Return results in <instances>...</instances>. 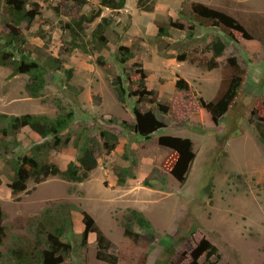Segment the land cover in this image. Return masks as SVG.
I'll use <instances>...</instances> for the list:
<instances>
[{"label": "rangeland", "instance_id": "374dc122", "mask_svg": "<svg viewBox=\"0 0 264 264\" xmlns=\"http://www.w3.org/2000/svg\"><path fill=\"white\" fill-rule=\"evenodd\" d=\"M35 1L41 4L42 14L30 31L21 29L28 33L26 51L46 66L48 81L40 97H31L25 89L29 75L11 77L10 67L0 65V112L56 117L61 111H73L62 136V142L67 137L70 142L47 151V158L63 169L91 137L102 145V130L115 132L119 141L110 153L97 148L98 165L86 180L72 182L59 176L40 183L31 180L26 191L13 194L8 186L13 175L8 159L33 153L42 141L27 128L18 134L21 143L10 144L8 159L0 158V225L5 226L0 264H18L17 252L12 251L23 247L29 253L35 241L32 217L61 203L71 210L73 223L62 240L71 243L72 251L57 264H188L192 249L203 238L219 249L221 258H211L215 264H264V0H146L150 10L139 0H126L123 8L103 7L101 16L85 22L86 35L77 48L65 23L100 0H87L79 11L73 1ZM196 2L232 15L251 37L199 25L192 12ZM1 5L0 33L4 0ZM102 17L110 20L107 45L97 49L89 39ZM183 19L196 23L192 32L171 27L167 35L159 34V25ZM122 46L132 52L124 64L116 57ZM99 56L106 67L98 62ZM53 58L61 60L62 68H55ZM232 58L242 70L243 84L234 104L215 122L201 100L212 101L225 90L237 72ZM139 60L157 99L139 106L154 110L165 123L149 138L132 127L138 98L122 103L112 85L121 76L126 88L134 89ZM212 62L217 63L214 68L208 66ZM65 69H71V74ZM181 77L188 81V90L176 87ZM158 101L168 106L166 113ZM161 135L188 137L193 142L195 157L184 184L163 168L173 149L159 144ZM120 172L126 177L124 185L118 184ZM130 208L142 211L152 225H132L140 234L138 240L124 233ZM84 212L112 242L107 252L116 256V263L97 257L95 232L83 240ZM199 261L207 264L205 255Z\"/></svg>", "mask_w": 264, "mask_h": 264}, {"label": "trees", "instance_id": "16d2710c", "mask_svg": "<svg viewBox=\"0 0 264 264\" xmlns=\"http://www.w3.org/2000/svg\"><path fill=\"white\" fill-rule=\"evenodd\" d=\"M73 1L78 11L86 4L87 0H66ZM2 0H0V15L2 14ZM5 2V20L0 33V65L10 67V76L17 74L29 75L25 89L31 97L38 98L42 95L48 77V69L38 60L30 57L26 51L28 42V33H24L21 29L24 26L28 31L31 30L34 23L42 14V7L35 0H4ZM146 0H139L138 4L147 9ZM126 0H100L99 5H92L91 10L87 13L77 15L71 22L65 23V28L69 29L73 39L71 44L73 47H82L78 40H83L85 32V22L91 23L97 17L101 16L102 8L109 7L111 9L123 8ZM57 8V7H56ZM192 12L196 17L195 22L203 26H218L224 31L232 32L233 30L243 34L244 37L250 38L245 26L235 17L222 10L213 8L204 3L196 2L192 5ZM107 17H102V20L96 25L92 31L91 42L97 44V49L107 45V37L105 34L106 27L109 24ZM195 22H190L187 19L170 21L168 25H159V34L167 35L171 27L177 30L195 29ZM190 32V33H191ZM84 51L86 47L84 46ZM123 50V51H122ZM185 56L184 54L181 57ZM117 60L124 64L131 57L132 52L129 47L122 46L117 53ZM56 69L62 68L61 60L53 58ZM98 62L106 67V64L101 56L98 57ZM232 64L236 69V73L230 78L225 90L212 101L201 100L202 106L208 110L212 119L218 122L220 118L229 110L237 99L243 84L242 70L236 62L235 58L231 59ZM216 62L208 65L210 68L216 66ZM136 72L139 75L136 87L128 90L121 76H117L113 81V89L117 99L126 103L129 97H137V104L134 106V114L136 121L132 125L133 130L147 138L152 136L157 130L163 128L165 123L158 118L154 110H142L139 104L143 101L157 102L155 91L147 85V74L142 60L137 61ZM69 75L71 69H65ZM176 87L179 89H189L190 85L184 78H179L176 81ZM161 112H167L168 106L158 101ZM258 109V107H256ZM64 110V109H63ZM73 119V111H61L56 117H50L47 114L25 113L21 115H10L0 112V158L7 157L11 152L10 144L19 145L21 142L18 139V134L25 128L36 133L42 141L36 143L33 147V153L16 154L8 159L11 165L13 175L8 183L13 194L26 191L29 181L40 183L52 176H59L65 180L72 182H82L86 180L90 173L98 165V157L96 154L97 148L103 147L107 153L112 152L119 141V136L110 130H102L100 133L103 139L102 145L96 137L90 138V143L81 148V153L63 169L55 162L47 158V151L56 148L62 143H69L70 137H67L62 142L63 131L68 128ZM264 133V132H263ZM264 137V134H263ZM159 144L173 149V153L165 158L162 162L163 168L173 175L180 183L184 184L187 181L188 174L195 157L193 151V142L188 137L161 135ZM126 177L123 172L118 175V184L124 185ZM2 179L0 178V185ZM145 185L148 181L144 180ZM32 225L36 226L35 241L29 250L25 252L23 247L14 249L12 252H17L18 264H57L64 260L72 251V245L69 242L62 240L69 227L72 226V215L69 205L61 203L56 208H46L40 215L32 217ZM85 227L82 232L83 240L86 241L89 233L97 234L98 252L97 257L101 260H107L116 263V256L107 252L112 245V242L97 226L91 214L84 212L83 218ZM137 223L143 228H151V222L144 213L138 209L130 208L129 213L123 221L124 233L127 237L138 240L140 234L135 231L133 224ZM5 226L0 225V240L5 234ZM3 233V234H2ZM38 251V252H36ZM4 254L0 250V257ZM205 255L207 264H215L211 258L216 256L221 258L218 247L209 239L203 238L191 251V261L188 264H201L199 259ZM175 264H182L178 261Z\"/></svg>", "mask_w": 264, "mask_h": 264}]
</instances>
